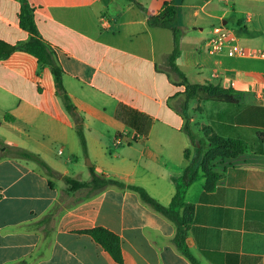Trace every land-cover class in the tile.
<instances>
[{"label": "crops", "instance_id": "0c3cea01", "mask_svg": "<svg viewBox=\"0 0 264 264\" xmlns=\"http://www.w3.org/2000/svg\"><path fill=\"white\" fill-rule=\"evenodd\" d=\"M166 5L176 20L152 25ZM25 8L57 54L74 116L50 68L18 49L31 38L20 25ZM219 25L247 50L264 51V0H0V264L27 259L47 233L51 247L35 264H118L82 233L98 227L120 237L122 264H192L174 243V224L136 192H72L65 178L90 182L93 168L168 206L185 168L212 148L205 128L245 152L217 170L211 192L198 168L186 197L195 207L187 245L200 264H264V60L208 53ZM176 49L182 74L169 65ZM195 85L231 88L237 103L202 92L189 99ZM4 145L39 155L52 172Z\"/></svg>", "mask_w": 264, "mask_h": 264}, {"label": "trees", "instance_id": "16d2710c", "mask_svg": "<svg viewBox=\"0 0 264 264\" xmlns=\"http://www.w3.org/2000/svg\"><path fill=\"white\" fill-rule=\"evenodd\" d=\"M176 17V7L174 5H166L164 11L158 17H155L151 20V24L156 26L169 27L176 20ZM20 25L24 30L29 32L31 38L28 42L20 45L18 49L34 56L38 60L40 65L50 68L54 78L57 96L61 100L65 111L74 116L76 114V108L64 87V71L59 63L57 54L52 46L48 42L43 40L39 35L33 14L29 9L25 8L22 10L20 16ZM177 54L178 50L176 49L169 57V65L174 71L182 74L180 69H178L175 65V58ZM188 90L189 99L191 98L192 92H202L203 94H206L207 98L215 101H221L228 104L237 103L235 93L231 88H224L221 86L213 85H195L190 86ZM76 128L77 133L81 139L82 146L86 151L87 145L83 127L81 125H77ZM204 130L208 137V140L212 145V148L203 156L196 158L194 163L188 165L185 168L183 175L176 180V193L168 206H164L150 197L143 188L135 185H128L122 181L99 175L93 168H91L92 179L90 182H80L71 177H66L65 181L69 185V189L72 192H76L88 187L99 188L100 190L115 187L120 190H129L136 192L143 204L147 205L149 208L159 213L174 224L176 228V235L174 238L176 247L192 264H200L199 261L191 253L186 241L195 215L194 205L189 204L186 201L187 192L197 177L198 168L202 170L206 178L205 190L208 192L213 191L216 187V182L221 176L216 171L215 163L221 159L236 158L245 152V144L243 142L236 139L216 136L212 134L211 130L208 128H205ZM187 132L190 135L188 129ZM3 151L8 152L16 157L30 160L38 164L45 171L49 173L52 172L51 168L37 154L30 153L11 145H4ZM185 158L188 160L189 150L185 152ZM196 164H198L199 167H197ZM57 213L58 205H56L49 211L50 215H55ZM42 222L43 220L38 223H29L24 225V227L28 230H35L37 226H40V224H42ZM46 231L49 232L51 231V229H47ZM82 233L89 234L113 257L115 262H117L118 264L123 263L124 258L122 243L118 235L109 231L108 229L101 227L83 231ZM51 244L52 240L50 239V235L47 233L40 247L30 257L15 264H35L43 258V255L47 253L48 249L51 247Z\"/></svg>", "mask_w": 264, "mask_h": 264}, {"label": "built area", "instance_id": "2783aa9c", "mask_svg": "<svg viewBox=\"0 0 264 264\" xmlns=\"http://www.w3.org/2000/svg\"><path fill=\"white\" fill-rule=\"evenodd\" d=\"M221 3L232 6L236 0H219ZM207 51L211 55H227L234 58H254L264 60V51L260 50H247L241 46L237 40L231 35L230 31L224 26L219 25L212 29L211 36L207 41ZM258 98H262L261 91L257 93ZM128 133H124L127 136ZM62 152L60 151V154Z\"/></svg>", "mask_w": 264, "mask_h": 264}, {"label": "rangeland", "instance_id": "374dc122", "mask_svg": "<svg viewBox=\"0 0 264 264\" xmlns=\"http://www.w3.org/2000/svg\"><path fill=\"white\" fill-rule=\"evenodd\" d=\"M228 159H221V160H218L216 163H215V167H216V171L219 169L220 171L226 167H228Z\"/></svg>", "mask_w": 264, "mask_h": 264}]
</instances>
